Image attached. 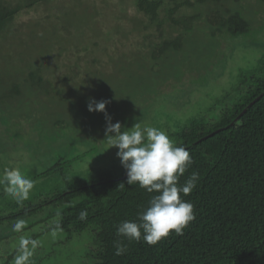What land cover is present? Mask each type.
<instances>
[{"label":"trees","instance_id":"obj_1","mask_svg":"<svg viewBox=\"0 0 264 264\" xmlns=\"http://www.w3.org/2000/svg\"><path fill=\"white\" fill-rule=\"evenodd\" d=\"M48 1L52 0H0V116L18 129L36 123L33 115L56 119L55 125L63 127L74 120V113L83 120V114L76 108L82 110V106L87 105L88 110L90 100L97 102L109 95L108 103L115 106L126 91L134 92L136 88L132 85L136 81L131 78L123 93L109 86L114 89L111 91L98 79L97 85L90 80H86V85L85 80L80 79L81 74L75 75L72 71L73 66L81 67L80 56L87 52V48L79 44L70 43L60 49L56 60L59 64L63 57L67 61L76 58V62L67 64L68 70L59 77L55 75L57 68L50 69L46 62L34 60L32 54L26 55V34L17 35L13 24ZM75 1L81 3V0ZM241 2L243 0H134L137 18L131 21L132 27H117L115 33L108 32L106 36L132 37L134 51L125 59H129L130 64H143L153 76L159 77L168 72L167 68L185 70L190 56L205 50L202 49L204 42L214 48L220 43L227 44V38L253 39V24L264 17V0H256L254 7ZM100 12L95 11L92 17L95 23L101 18ZM64 18L58 13L56 26H60L59 31L66 35L65 42H69L74 28L68 29ZM206 28L210 32L198 35ZM257 28L264 30L263 25ZM106 61L98 58L89 64L101 66ZM124 71L133 74L127 67ZM201 78L194 83L199 84ZM146 82L149 84L146 88L153 84L150 80ZM26 95L32 100L23 105ZM131 106L130 111L122 112L120 117L127 125L145 119L144 108ZM217 111L219 119L213 122L202 114L213 115ZM67 112L72 114L68 121L62 118L67 117ZM203 112L188 119L178 131H169L168 135L176 146H183L193 160L179 183L183 184L192 172L199 174L197 187L187 196L181 194L182 199L194 205L195 214L182 236L170 233L154 246L142 239L129 242L117 237L116 226L124 220H136L137 213L147 207L155 193H147L135 183L129 185L122 164L95 176L88 173L70 177L68 170L74 160H69V153L61 150L60 157L57 154L55 159L51 158L45 170L31 178L34 186L26 199L16 206L13 197L10 209L0 210V245L28 233L37 224L51 222L45 233L30 241L60 232L66 238L59 244L63 248L75 237L87 233L93 243L86 264H264V55L257 66L241 71L226 96L214 100ZM86 115L94 119L89 110ZM37 146L33 143L30 150ZM18 148L22 149L21 145ZM24 149L28 150L27 146ZM96 152L97 146L86 154ZM56 177L60 182L45 188L42 180ZM81 210L88 213L85 220L79 219ZM118 239L127 247L121 256L115 255L114 242ZM20 254L18 247L6 253V257L0 255V264H16ZM62 256L57 255L60 259ZM39 261L36 253L29 256L25 264H40Z\"/></svg>","mask_w":264,"mask_h":264},{"label":"rangeland","instance_id":"obj_2","mask_svg":"<svg viewBox=\"0 0 264 264\" xmlns=\"http://www.w3.org/2000/svg\"><path fill=\"white\" fill-rule=\"evenodd\" d=\"M81 3L75 0L48 1L32 13L26 14L18 22H14L13 31L17 35L26 34L25 39L28 46L25 54H32L34 60L46 62L50 69L57 68L55 75L59 77L65 69L68 70L69 67H65L67 64L76 62V58L67 61L63 57L60 58L62 64H59L56 60L59 59L60 49L69 46L70 43L79 44L87 48V52L80 56L81 67L73 66L72 71L75 75L81 74L80 79L85 80L86 85H88L86 80H90V83L94 85L98 79V81L101 80L104 84L106 83L105 86L111 91L114 89L109 86L115 87L123 93L124 86L129 83L131 78L136 81L135 84H132L136 88L133 89L134 92L126 91L125 97L116 101L117 105L115 106L110 102L108 103L111 97L109 95L100 100L106 102L105 112H90L94 119L87 117V105L82 106V110L76 108L80 114H83V120L79 119L78 115L75 116V113L72 117V114L67 112V117L62 116V118L68 121L69 117H72L74 120L67 122L63 127L55 125L56 119L33 115L32 120L36 123H28L26 128L18 129L4 116H0V175L5 168H19L27 178L31 179L40 175L49 161L61 150L69 153V160H74L68 170L70 177L80 174L87 175L88 173L95 176L97 173L121 165V161L117 157L118 149L110 148V145L105 141L108 118L113 124L119 122L122 131L131 128L135 123H139L141 126L163 130L169 135V131H178L188 119L196 117L200 112L202 113L213 104L214 100L226 96L236 84L238 74L257 66L260 58L264 55V30L260 31L257 28L264 26L263 17V20L253 24L255 28L253 39L247 37V39L228 40L227 38V44L220 43L214 48L207 47L206 42H204L202 49L205 50L199 54L191 55L185 70L167 68L166 71L168 72L156 77L149 72V69H145L143 64H130L129 59H125L134 51L132 37L116 35L114 38H109L106 36L108 32L115 33L117 27H132L131 21L137 18L134 0H81ZM241 3L244 6L254 7L256 0H243ZM95 11H101V18L96 23L94 22L95 19L92 18ZM58 13L64 15V24L68 29L69 27L74 28L69 42H65L66 35L61 30L59 31L58 27L60 26H56ZM203 31L210 32L209 28H206L200 31L198 35ZM37 33H43V35L38 36ZM95 42L98 43L97 46ZM75 52L77 51L75 50ZM75 52L70 51L69 53L74 54ZM109 57H112L111 60L114 59V61H109ZM121 57H123L122 60H120ZM98 58L107 61L101 66L100 60V64H89ZM125 66L133 74H127L124 71ZM158 71L157 69L156 72ZM199 78H201L200 83L195 84L194 82ZM147 80L153 83L150 88H146V85H149ZM99 90L101 91V89ZM30 100H32L30 95H26L22 101L23 105L29 103ZM127 104L144 108L145 119L142 122L127 125L125 120L120 118L122 112L125 113L129 110V106L132 107L131 105L127 106ZM17 114H14L13 117L17 118ZM202 114L206 115L210 122L219 119V111L213 115L208 114V112ZM5 137L6 139H4ZM33 143L39 146L30 150ZM14 144L21 145L22 149ZM26 146L28 150L24 149ZM95 146H97L96 153L93 155L86 154ZM36 152L40 155H37ZM44 153H48V155H44ZM58 156L60 157L59 154ZM65 156L67 157L66 154ZM59 180L60 178L56 177V179H44L42 181L47 188L49 185L59 183ZM13 197L6 194L3 187L0 186V210L9 208L10 199ZM14 199L16 206H18L22 199L16 197ZM50 223L37 224L28 233H22L17 238L11 239V242H4L0 245V255L6 257V253L16 251L20 247L21 238L31 240L34 236L45 233L50 228ZM87 235L85 233L75 237L72 242L60 248L59 244L65 242L66 239L62 233L44 234L35 239V247L31 245L28 250L31 255L38 253L40 264H61L72 261L86 264L89 260L87 256L92 252L91 243H93ZM59 253L63 255L61 259L57 257ZM0 262L2 261L0 260Z\"/></svg>","mask_w":264,"mask_h":264},{"label":"clouds","instance_id":"obj_3","mask_svg":"<svg viewBox=\"0 0 264 264\" xmlns=\"http://www.w3.org/2000/svg\"><path fill=\"white\" fill-rule=\"evenodd\" d=\"M42 36L43 33H37ZM106 102L91 101L88 110L105 112ZM105 141L110 148H116L117 157L126 170L127 183L138 184L147 193H155L146 208L137 213L136 220H124L116 226L117 237L154 246L175 233L182 236L183 231L195 219L194 205L181 198L189 195L199 181V174L192 172L184 181L180 178L193 164L189 152L183 146H176L169 136L155 127L135 123L122 131L119 122L113 124L108 118ZM123 184L119 185L122 186ZM0 186L9 196L26 199L34 186L19 168H5L0 175ZM87 211L81 210L79 219L87 218ZM36 242L21 238L20 252L16 264H25L31 252L28 245ZM115 255H124L127 247L122 240L114 242Z\"/></svg>","mask_w":264,"mask_h":264},{"label":"water","instance_id":"obj_4","mask_svg":"<svg viewBox=\"0 0 264 264\" xmlns=\"http://www.w3.org/2000/svg\"><path fill=\"white\" fill-rule=\"evenodd\" d=\"M262 96H263V94L259 98H261Z\"/></svg>","mask_w":264,"mask_h":264},{"label":"bare ground","instance_id":"obj_5","mask_svg":"<svg viewBox=\"0 0 264 264\" xmlns=\"http://www.w3.org/2000/svg\"><path fill=\"white\" fill-rule=\"evenodd\" d=\"M181 42V41H180ZM245 81V80H244ZM255 103V102H254ZM236 121V120H235ZM163 124V123H162Z\"/></svg>","mask_w":264,"mask_h":264}]
</instances>
